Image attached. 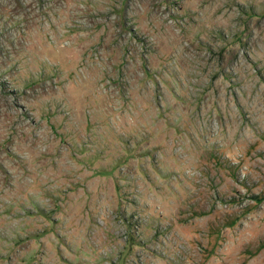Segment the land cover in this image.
<instances>
[{
	"label": "rangeland",
	"instance_id": "374dc122",
	"mask_svg": "<svg viewBox=\"0 0 264 264\" xmlns=\"http://www.w3.org/2000/svg\"><path fill=\"white\" fill-rule=\"evenodd\" d=\"M0 264H264V0H0Z\"/></svg>",
	"mask_w": 264,
	"mask_h": 264
}]
</instances>
